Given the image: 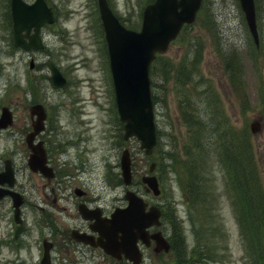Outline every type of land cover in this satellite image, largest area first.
I'll return each mask as SVG.
<instances>
[{"label": "rangeland", "instance_id": "374dc122", "mask_svg": "<svg viewBox=\"0 0 264 264\" xmlns=\"http://www.w3.org/2000/svg\"><path fill=\"white\" fill-rule=\"evenodd\" d=\"M150 1L109 0L114 13L132 24L138 23L141 7ZM2 2L0 0V108L11 109L13 122L0 132V167L3 160L9 158L15 169L16 187L24 197L21 213L25 222L22 238L25 244L9 245L13 238L11 232L8 239L9 232L15 223L11 203L4 199L0 203V264H34L39 247L33 240L39 231L53 224L49 227L53 232V228L57 229L59 235L78 222L75 203L79 198L74 188L84 190L85 198L95 199L108 211L113 205L124 204L127 187L119 177V159L124 148L129 150L132 161V182L128 187L147 200L163 202L167 216L164 228L172 230L170 235L175 246L174 259L172 253L158 256L149 248L143 264H177L180 257L188 259V264H259L258 256L249 250L250 241L241 233L235 195L225 180L226 167L221 163V154L216 149L209 155L207 147L208 136L215 138L228 125L238 132L246 129L258 162L259 181L254 187L264 191V0H255L259 33L256 50H253L238 0H204L199 20L184 28L169 45L156 63L157 72L152 79L156 82L157 145L149 156L136 138L123 140L120 136L111 83L104 69L103 37L99 28L97 31L94 27L95 0H46L54 8L56 20L41 29L44 48L37 51L13 46L9 26L3 20ZM195 40L203 47L192 89L198 106L188 111L183 108L181 88L174 83L175 69L183 56L189 54L187 49ZM217 45L235 46L241 51L245 99L232 88L216 54ZM251 52L255 57L254 65ZM30 59L34 61L33 68H29ZM49 60L69 80L63 91L51 88L48 83L46 63ZM35 102L42 103L48 113L43 137L60 164L61 186L54 179L30 171L26 165L28 150L24 136L30 124L29 107ZM193 118L203 121L198 125L201 139L193 140L197 136L191 125ZM254 118L260 120V130L251 133L249 125ZM198 157L205 158L204 162L199 160L198 178L208 184L210 190L204 195L200 210H195L187 203L189 198L182 182L190 175L188 168L196 170L191 165ZM152 160L157 162L160 197L148 194L140 183ZM176 221L180 228L174 227ZM62 246L60 243L61 250L55 249L54 258L61 253L59 261L64 264H126L109 260L98 250H85L81 254V249L65 252Z\"/></svg>", "mask_w": 264, "mask_h": 264}, {"label": "water", "instance_id": "95a60500", "mask_svg": "<svg viewBox=\"0 0 264 264\" xmlns=\"http://www.w3.org/2000/svg\"><path fill=\"white\" fill-rule=\"evenodd\" d=\"M239 2L248 28L257 42L254 1L239 0ZM200 4L201 0H154L144 8L140 31H134L118 22L105 0H98L117 111L120 119L125 122L123 138L135 135L140 140V147L144 148L146 153L151 152L156 141L148 78L150 61L156 51L162 52L166 49L169 41L176 36L184 22H191L194 19ZM11 10L15 45L34 49L42 47L39 39L40 26L54 20L52 11L44 0H35L32 4H27L22 0H11ZM31 28L34 32L29 35L27 32ZM23 30H26V33H22ZM25 36L28 37V42L24 40ZM49 68L51 86H65L66 80L51 62H49ZM37 108V105L33 106V111H37ZM37 114L38 120L34 125L33 133L40 129L43 118L42 114L38 112ZM10 122V113L3 109L0 127H5ZM250 127L252 132L258 131V121L251 122ZM31 137L30 135L29 139ZM28 163L33 170L38 169L44 172L43 166L33 159L30 158ZM120 168L123 182L129 184L131 170L127 149L122 152ZM152 168L153 164L150 165L149 170L152 171ZM5 169V172L0 173V176H5L3 180L0 179V182L6 181L12 184L8 166H5ZM141 180L148 186V189L152 190L153 194L157 195L160 192L155 176H143ZM5 194L11 195L13 205L17 208L21 202L19 194L0 188V198ZM125 198L128 201L125 208L115 209L110 218L99 223L100 232L105 238L104 240L100 238L99 244L106 252L113 255L123 252L127 259L137 264L140 260L137 241L141 239L148 244L146 228L160 224L161 211L157 206H150L146 210L147 203L133 191H126ZM151 237L155 240L157 250H168L169 244L160 232L153 233Z\"/></svg>", "mask_w": 264, "mask_h": 264}, {"label": "trees", "instance_id": "16d2710c", "mask_svg": "<svg viewBox=\"0 0 264 264\" xmlns=\"http://www.w3.org/2000/svg\"><path fill=\"white\" fill-rule=\"evenodd\" d=\"M129 26L132 25L130 24ZM195 41L196 43L194 45L190 44L187 49L189 54L183 56L177 63L175 69L174 83L181 88L179 93L182 98L183 108L186 110L189 108L194 109L198 106L197 99L192 94V89H194L195 77L199 73L198 59L202 55L203 47L197 40ZM256 49L254 47L253 50ZM216 53L222 62L232 88L242 99H245L246 84L244 80V61L241 51L235 46L224 48L217 45ZM250 57L254 65L253 59L255 57L253 53ZM153 67L151 69L152 76L155 75ZM167 79L165 77L164 81ZM154 86L155 83L152 82V87ZM212 95L211 93L210 97ZM154 99H156V96H154ZM193 120L191 125L195 127L194 134L197 135L193 137V140L201 139V132L198 129V125L203 121L198 118H193ZM248 133L246 129L238 132L231 125H228L221 129L215 138H212V135L208 136L209 146L207 149L209 155L213 154L216 149L221 154V163L226 167L225 180L235 195L234 203L238 210L241 233L247 241H250L248 244L249 250H253L256 256H258L259 264H264V191H260L254 187L256 181L257 183L259 181L258 173L256 174V163L258 162L254 155V145L248 139ZM194 160L195 163L191 166L196 167V170L188 168L190 175L187 179L183 180L182 187L187 192L189 198L187 203L189 207L200 210L201 202L205 201L204 195L209 193L210 186L204 184L198 178L200 169L199 160L204 162L205 158L198 157ZM181 172L183 170H180ZM164 215L166 216V214ZM177 224V221L173 223L174 227L177 226L180 228ZM198 255L200 258V254ZM260 258H262V262ZM177 264H188V259L180 257V259H177Z\"/></svg>", "mask_w": 264, "mask_h": 264}, {"label": "flooded vegetation", "instance_id": "af4514ba", "mask_svg": "<svg viewBox=\"0 0 264 264\" xmlns=\"http://www.w3.org/2000/svg\"><path fill=\"white\" fill-rule=\"evenodd\" d=\"M29 121L31 124V121H32L31 115L29 116ZM49 125H50V123H49ZM47 126H48V114L46 115V118L44 120L43 131L37 135L35 141H40L42 143L44 149H45L46 157H47V163L53 169V173H54V176L51 179H54L56 181L57 185L61 186L62 178H60V176H59V173H60L59 170L61 169L60 164H58L56 162V158H55L54 154L48 150V148L46 146V140L43 137ZM30 129H31V126H28V129H26V131H28ZM51 179H49V180H51ZM15 189H16V185H15ZM85 195H86V193H84V195L78 199V201L75 203V207L78 210L79 205H84V210H85L86 214L91 216L93 219L91 221H85V220H82L81 218H79V216H77V221H79V223L74 224L73 227L76 230H78L79 232L90 233V226L93 225V223L96 221V219L102 218V217H107L110 214L111 210L107 211L105 208L101 207L99 205V203L96 202L95 199L85 198L86 197ZM115 206L116 205H114L112 207L114 208ZM153 230L154 229L150 228V231H153ZM92 234H93V237H95V238L97 237V233L94 232ZM43 240L44 241L48 240L49 243H51V249H50L51 255H52V253L55 254V251H53V250L58 249L60 243H63V246L61 248H63L62 250L65 252L68 250L69 247L70 248L75 247L76 249H81V254H84L85 250H99L98 247H93L91 245L82 244V243L74 241L71 238L70 234L68 235V234L60 233L59 235H56L54 232H49L48 236H47V240H46V238H42L41 241L43 242ZM142 248L143 247H141V249ZM59 250H61V249L59 248ZM60 256H62L61 253H59V257ZM103 256H105V255H103ZM59 257L52 258L50 256L49 264H55L57 261H59ZM105 257H107L109 259H113L110 256H105ZM113 260L117 261V259H113ZM120 260H122V259H120Z\"/></svg>", "mask_w": 264, "mask_h": 264}]
</instances>
